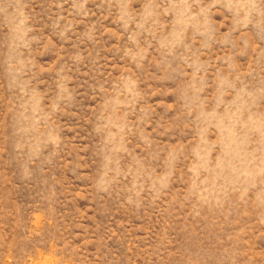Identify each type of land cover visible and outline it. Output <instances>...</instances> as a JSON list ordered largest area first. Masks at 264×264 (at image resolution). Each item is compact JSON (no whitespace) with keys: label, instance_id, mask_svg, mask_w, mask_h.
<instances>
[{"label":"rangeland","instance_id":"rangeland-1","mask_svg":"<svg viewBox=\"0 0 264 264\" xmlns=\"http://www.w3.org/2000/svg\"><path fill=\"white\" fill-rule=\"evenodd\" d=\"M0 264H264V0H0Z\"/></svg>","mask_w":264,"mask_h":264}]
</instances>
